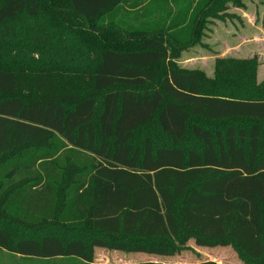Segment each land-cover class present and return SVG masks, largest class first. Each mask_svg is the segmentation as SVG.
<instances>
[{
    "label": "trees",
    "instance_id": "obj_1",
    "mask_svg": "<svg viewBox=\"0 0 264 264\" xmlns=\"http://www.w3.org/2000/svg\"><path fill=\"white\" fill-rule=\"evenodd\" d=\"M116 1L0 0V49L12 52L21 30L31 32L27 19L88 21ZM228 2L244 7L243 0H209L194 18L226 11ZM49 28L64 41L65 30ZM136 31L121 24L78 31L76 42L95 54L86 77L36 76L31 70V80L23 75L18 50L11 59L0 56V248L114 264L95 261L96 248L179 256L197 254L193 242L230 246L244 264H264V80L258 81V57L217 58L209 78L178 68L180 53L170 50L180 47L173 38L168 43L161 32ZM68 145L89 152V162L66 157L64 188L47 184L45 191L55 198L74 194L68 203L80 209L66 218L61 205L50 219L27 225L8 215L7 199L41 183L36 164H55Z\"/></svg>",
    "mask_w": 264,
    "mask_h": 264
},
{
    "label": "rangeland",
    "instance_id": "obj_2",
    "mask_svg": "<svg viewBox=\"0 0 264 264\" xmlns=\"http://www.w3.org/2000/svg\"><path fill=\"white\" fill-rule=\"evenodd\" d=\"M137 7L142 4L140 0H135ZM142 1V0H141ZM181 14L177 19L173 20H157L151 18L153 14H147V19H128L124 8L125 3L131 0H117L115 5L107 12L101 14L98 18L76 23L71 19L59 20L53 22L42 19H27L24 21L28 24L31 32L22 29L20 36L14 41L16 47L12 52L0 49V56L11 59L13 52L18 50L21 63L24 64V77L31 79L30 71H35L36 76H49L52 73H66L74 77L77 75L88 76L91 65L95 59V54L87 52V50L76 42L79 33L85 30V27L93 24L96 28H105L111 24H121L127 31L137 30L136 35H141L143 31L161 32L165 42L170 43L171 38L176 40L178 49L170 50L172 55L180 53L179 57L174 61L178 68L188 71H201L209 78L214 77L215 61L217 58H252L258 57L259 60V78L264 79V7L260 5L262 0L257 1V19L256 31L252 26L246 25L247 21L242 16L236 14V7L231 3H227L228 9L222 11L215 16H207L204 19H195L196 13L200 7L208 3L209 0H181ZM259 1V2H258ZM196 4V5H195ZM195 5V7H193ZM250 9L249 15L255 16L256 8L252 6L246 7ZM138 15H142L141 13ZM168 15V14H167ZM166 15V16H167ZM62 16V15H60ZM249 16L251 23L254 17ZM24 24V25H25ZM49 24L60 26L65 30L64 41L59 42L55 36L53 37V28H48ZM34 25V26H32ZM195 26V28H194ZM43 27H46L43 29ZM198 28V29H197ZM108 29V28H106ZM196 29V33L195 30ZM134 32V31H133ZM135 33V32H134ZM261 34L263 36H261ZM37 35V36H36ZM81 36V35H80ZM38 37V38H37ZM192 40V42H191ZM13 43V40H12ZM11 43V45H12ZM10 45V46H11ZM20 46V47H19ZM19 47V48H18ZM11 53V55H9ZM261 56V59H260ZM261 61V62H260ZM56 74H53L54 76ZM149 133V132H148ZM142 134V132H141ZM156 134V133H154ZM162 141V140H161ZM188 145L191 142L187 143ZM71 156L74 160L89 162L91 154L89 152L72 149L69 145L60 149L53 161L38 162L35 170L41 183L36 186H27L23 193H19L11 201L6 200L8 215L25 219L26 225L33 223L32 221L41 220L46 217H52V209L58 210L61 205L63 209L61 215L70 218L80 207L70 205L69 200L75 199V195L68 198L64 195L54 197V193L47 194L45 186L51 184L55 189L60 185L64 188L65 181L62 178V168L65 165V158ZM54 165V166H53ZM55 174V179L49 176ZM76 205V204H75ZM24 222V223H25ZM11 230L18 229L13 224L5 223ZM20 230V229H19ZM190 245L197 251V254L191 251H185L179 256H152L148 254H114L112 257L109 250L105 248H96L97 255L95 261L100 257L109 259L112 263L125 262L131 259L130 256L140 258L139 261L156 260L162 262H199L204 260H214L222 264H244L237 256L236 252L230 247L218 246L215 248L197 247L193 242ZM101 252V255H98ZM0 264H90L76 257H57V258H37L14 254L0 248Z\"/></svg>",
    "mask_w": 264,
    "mask_h": 264
},
{
    "label": "crops",
    "instance_id": "obj_3",
    "mask_svg": "<svg viewBox=\"0 0 264 264\" xmlns=\"http://www.w3.org/2000/svg\"><path fill=\"white\" fill-rule=\"evenodd\" d=\"M136 1L135 0H131V2L129 3H125L123 6L124 8L127 10L126 13H130L131 15L129 16H126V18L128 19H147L148 17H145L146 16V13L149 15V14H153V16L151 18H155L157 20H166V19H169V20H173V19H177L179 17V15L182 13L181 10H180V5L183 3L181 0H140L139 2H142V4L140 6L137 7V5L135 4ZM259 2V1H258ZM243 3H244V7H236V14L238 16H240L242 14V16L245 18V20L247 21L246 25H249L252 26L249 27V28H252L253 31L257 32L256 31V19H257V10H258V7L256 5L257 1H254V0H243ZM252 4L253 7H255L256 9V12L253 10V12L255 13V16H253L252 14L249 15V11L250 9H246V7H250ZM196 5V4H195ZM195 5H193V7H195ZM260 5L262 7H264V0H262L260 2ZM142 14V15H138V14ZM168 14V15H167ZM167 15V16H166ZM249 16H253L254 17V21L251 23V19ZM263 20H264V12H263ZM261 36H263L261 34ZM246 58V57H244ZM260 59H261V56H260ZM261 62V61H260ZM261 66V65H260ZM259 66V68H260ZM259 68H258V71H259ZM258 81L261 82L263 80H260L259 78V72H258ZM111 257L114 255V254H122V255H125V254H128V253H124V252H120L118 253V251H111L109 250ZM101 252H99L98 255H101L100 254ZM131 254H134V253H131ZM136 255H138V253H135ZM96 255H97V252H96ZM129 255H125V257H127ZM131 259H128L127 261L125 262H121V263H129V262H135V261H139L140 258H136V257H133V256H130ZM97 261L99 262H102V263H112L109 259H104L102 257L99 256V258L97 259ZM114 264H119V263H114Z\"/></svg>",
    "mask_w": 264,
    "mask_h": 264
}]
</instances>
